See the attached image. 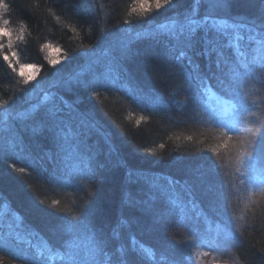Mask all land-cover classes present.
<instances>
[{
    "label": "trees",
    "instance_id": "1",
    "mask_svg": "<svg viewBox=\"0 0 264 264\" xmlns=\"http://www.w3.org/2000/svg\"><path fill=\"white\" fill-rule=\"evenodd\" d=\"M4 2L11 35L0 36V119L8 117L0 132V264H36L85 216L107 241L109 264L118 257L264 264V181L249 182L254 174L239 163L248 130L264 136V61L246 75L240 69L231 87L194 100L180 68L158 71L166 49L157 42L173 31L162 25L191 15L193 0L159 11L154 2L142 8L146 0ZM226 2L218 21L264 20V0ZM207 9L201 0L198 17ZM226 31L235 68L248 58L249 42L240 49L234 30ZM203 35L189 52L201 73L215 59L200 54ZM217 97L236 111L224 115ZM53 106L93 122L87 151H60L55 130L41 127L37 112Z\"/></svg>",
    "mask_w": 264,
    "mask_h": 264
},
{
    "label": "snow or ice",
    "instance_id": "2",
    "mask_svg": "<svg viewBox=\"0 0 264 264\" xmlns=\"http://www.w3.org/2000/svg\"><path fill=\"white\" fill-rule=\"evenodd\" d=\"M155 3L156 11H159L166 6L178 3L179 0H146L141 4L145 10L148 9L150 3ZM208 9L203 17H198L199 6L201 0H193V8L191 15L187 16L183 22H177L173 25H162L164 28L171 27L173 31L167 36L163 43L166 49L165 56L162 60L158 71L162 74H169L172 67L181 69L185 76V84L187 85V93L194 100L204 101L210 93V89L228 88L232 86V80L238 79L241 75L240 69L247 71L250 66L256 65L259 61H264V20L260 23H227L218 21L217 11H227L228 4L226 0H207ZM9 5L0 0V36H10L7 26L10 21L3 19L2 13L7 12ZM133 11H136L133 8ZM227 29H233L235 32L234 39L241 41L246 39L249 43L245 45L248 49L244 53L247 59H242L237 67H231L232 61L226 55L225 49L229 46V38L233 33L227 32ZM203 32V49L200 53L211 59L215 57L208 71L201 73L199 65L194 64L189 56V52L195 49L199 42L196 38L198 32ZM246 32L247 36L241 35V32ZM221 40L226 43L221 44ZM254 43V47L252 46ZM239 55V53H238ZM7 59V58H6ZM120 57H116L114 63L119 62ZM187 60L191 66V71L184 67L183 62ZM215 80L216 84H211L210 81ZM220 100V97H217ZM223 104V114L228 115L236 111V103L227 100H220ZM212 113H216L217 109L212 108ZM41 127L47 125L49 130H55V137L58 141L60 151L78 156L81 152L87 151L90 147L89 141L93 130V122L84 117L83 114L74 116L70 112L66 117L60 115V110L55 106L37 112ZM18 118H24L20 116ZM8 117L4 118L0 125L7 121ZM5 129L0 126V132ZM249 135L245 137L243 142V150L240 152L239 163L244 167L245 172L251 169L254 174L250 178L252 180L264 181V136H259V131L255 127L249 129ZM259 136V138H257ZM231 139V137H228ZM2 155V153H0ZM92 162V155L89 153V166ZM81 165L84 161L81 160ZM19 172H24V168H19ZM219 225L216 227L217 235L221 232ZM227 239L228 233H224ZM107 241L104 240L92 226L87 216L79 220L77 223L69 224L66 228V237L59 246V249L51 248L41 251L36 256V264H49L51 261H60L62 264H109V258L105 251ZM147 251V250H146ZM148 256L153 253L148 251ZM115 264H129L123 257H118ZM133 264L135 262L133 261ZM171 264H175L172 261Z\"/></svg>",
    "mask_w": 264,
    "mask_h": 264
},
{
    "label": "rangeland",
    "instance_id": "3",
    "mask_svg": "<svg viewBox=\"0 0 264 264\" xmlns=\"http://www.w3.org/2000/svg\"><path fill=\"white\" fill-rule=\"evenodd\" d=\"M234 40V43H235V46L236 47H239L240 49H242V42L244 43V42H248L246 39H243V40H241V41H236L235 39H233ZM242 51V50H241ZM6 116H4L3 118H1L0 119V122H3L4 121V118H5ZM0 126H2V125H0ZM3 127V126H2Z\"/></svg>",
    "mask_w": 264,
    "mask_h": 264
}]
</instances>
